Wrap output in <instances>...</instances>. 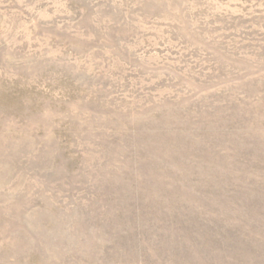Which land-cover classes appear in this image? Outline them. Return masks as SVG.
I'll return each instance as SVG.
<instances>
[{"label": "rangeland", "instance_id": "374dc122", "mask_svg": "<svg viewBox=\"0 0 264 264\" xmlns=\"http://www.w3.org/2000/svg\"><path fill=\"white\" fill-rule=\"evenodd\" d=\"M174 215L264 264V0H0V264H131Z\"/></svg>", "mask_w": 264, "mask_h": 264}, {"label": "trees", "instance_id": "16d2710c", "mask_svg": "<svg viewBox=\"0 0 264 264\" xmlns=\"http://www.w3.org/2000/svg\"><path fill=\"white\" fill-rule=\"evenodd\" d=\"M194 221L180 215H174V221L165 219L157 222L149 218L150 236L144 251H139L132 242H123L117 252L121 251L120 254L131 259L140 256V260L131 264H217V256L222 264H233L228 257L233 248L232 237H241V230L233 226L224 227L221 223L199 221L196 224ZM187 242L196 250L198 257L193 258V251L187 244H182Z\"/></svg>", "mask_w": 264, "mask_h": 264}]
</instances>
